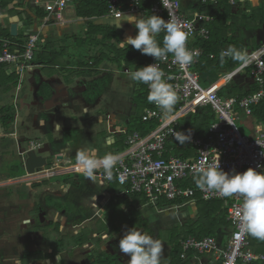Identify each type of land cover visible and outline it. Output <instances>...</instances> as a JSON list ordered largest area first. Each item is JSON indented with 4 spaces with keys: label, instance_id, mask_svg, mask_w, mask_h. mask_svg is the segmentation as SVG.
<instances>
[{
    "label": "built area",
    "instance_id": "2783aa9c",
    "mask_svg": "<svg viewBox=\"0 0 264 264\" xmlns=\"http://www.w3.org/2000/svg\"><path fill=\"white\" fill-rule=\"evenodd\" d=\"M74 1L47 0L44 2L43 10L60 17L68 3ZM126 1L128 4L124 7L123 0H106L107 15L113 19H119L126 12L133 14L140 12V0ZM183 1L213 4L218 0H167L166 5H163L161 0H157L158 3L151 8L154 14L163 15V19L166 21L169 19V12H171L181 27L185 30L190 28L192 35L186 46L189 49L198 50L199 56H201L203 52L193 47L191 41L196 36L203 40L209 39V30L199 23L200 21H210L212 17L198 11L192 17L183 15L181 11ZM240 1L228 0L232 6ZM39 2V0L33 1L35 4ZM45 22H47V18H45ZM29 30L30 27L27 28V31ZM12 45L11 41L2 40L0 65H8L18 73L20 86L24 81L25 72L33 67L32 60L35 54L46 44L42 41L39 33L32 31L23 47L11 50L10 46ZM199 56L194 59L191 65L183 69L174 62L172 55L149 63H155L163 70L165 80L173 85L177 93V103L180 107L175 112V121L168 127L161 128L163 118L161 110L156 105L153 108H146L143 112L144 119L149 122L157 121L159 125L145 135L137 130L127 133L124 138V148L111 152L120 156L119 162L112 169L111 178L107 177L102 168L94 175V178L106 184L115 183L123 188V192L142 194L147 199L145 206L149 207L158 208V203L162 199L172 201L190 198L188 202L222 200L227 205V220L232 224L231 234L225 246L221 247L213 236L201 238L189 236L181 241V258L186 259L191 253L197 258L207 256L211 264H251L254 262L264 264V253L255 252L251 248L249 235L240 223L238 213L242 212L243 198L239 195L228 198L216 191L200 190L195 183L198 176L197 167L214 164L218 156H220V167L225 172L231 173L234 169L236 172L242 173L250 167L264 172V128L258 127L252 135H245L239 131L237 125L238 110L250 114L251 107L258 104L264 97V56L259 57L248 66L251 68L250 73L258 85V90L243 97L221 95L222 85L230 79L222 78L208 86H202L200 73L195 68ZM210 57L212 58L213 55ZM238 69L239 67L232 73H236ZM244 69L239 70L238 73ZM145 85L149 91L148 85ZM199 106L210 107L215 115V120L207 127L204 136L191 135V140L188 143L194 148L195 153L186 158L178 157L173 153L174 143H178L173 132H180L175 124L182 116V110L187 107ZM69 161H65L67 165H64V160H58L52 169L53 173L55 175L82 174L76 170L75 163L70 164ZM258 165L262 167H257ZM188 202L174 207L182 206Z\"/></svg>",
    "mask_w": 264,
    "mask_h": 264
},
{
    "label": "flooded vegetation",
    "instance_id": "af4514ba",
    "mask_svg": "<svg viewBox=\"0 0 264 264\" xmlns=\"http://www.w3.org/2000/svg\"><path fill=\"white\" fill-rule=\"evenodd\" d=\"M11 72L17 77L16 83L13 80L6 85L8 99L0 101V264H17V261L20 264H124L122 256L114 251L117 246L108 238L111 235L99 231L101 222L96 224L95 214L85 219V222L90 221L89 225V222H76L75 212H81V218L85 216L83 205L77 209L60 195H48L52 183H56L52 181L56 176L52 171L55 163L69 159L65 152L55 151L51 128L45 131V140L41 142L38 137L29 136L32 133L29 123L38 121L44 126L51 121V116L49 119L43 116L50 113L48 101L54 104L61 94L43 79L36 89L29 88L39 96L27 100L24 97L30 93L19 92L25 81L30 83V78L25 76L19 86L18 73ZM41 74L51 76L53 72L46 69ZM39 106H42L41 112L34 111ZM25 142H28L27 147ZM42 149V166L27 172V154ZM29 185L31 191L44 188V194L28 193ZM94 205L92 199L87 210H94Z\"/></svg>",
    "mask_w": 264,
    "mask_h": 264
},
{
    "label": "trees",
    "instance_id": "16d2710c",
    "mask_svg": "<svg viewBox=\"0 0 264 264\" xmlns=\"http://www.w3.org/2000/svg\"><path fill=\"white\" fill-rule=\"evenodd\" d=\"M13 0H0V7L4 8L8 4H11ZM77 4V15L81 17H102L108 13V5L106 0H78ZM25 6L31 7L29 0H24ZM157 0H140L139 8L142 10L146 18L154 14L151 11V8L156 5ZM240 2L237 3L240 6ZM124 7L127 4H123ZM248 7V5H246ZM21 7V6H20ZM199 11L209 13L213 16V20L209 21L206 24V28L210 32V37L208 40H203L200 37H196L194 42L191 45L195 48L200 49L203 54L200 57L198 70L201 74L207 72H217L221 69L229 70L236 66H239V62L234 61L231 57L225 58L221 62L220 53L228 46H235L237 49L243 50L246 46H249L248 43L242 38L241 30L242 29H253L258 26L261 27L264 24V0L255 8L249 12L236 11L233 12V6L229 4L228 0H218L216 3L211 5H200L197 4L193 7ZM15 9V8H14ZM18 12V11H14ZM37 16L43 17L46 15V12L41 9H36ZM26 14V13H25ZM156 15V14H155ZM163 18V15H158ZM27 23L31 24V17L26 14ZM0 37L7 38L10 40H15V37L10 35L8 29H0ZM165 33L161 32L157 36V40L160 46H163V38ZM120 35L115 28L104 25V24H94L89 23L88 27L84 31V35L81 38L75 40V44L78 47L88 46L89 48L100 47L93 56H81L86 59V65L91 69V71L96 72V68L103 63V61H109L110 63L116 65L118 70H125L128 68H140L148 65L149 63L155 60L154 57L149 55H143L139 50L134 49L131 45L125 47H119L116 45V42L119 40ZM253 46H256L255 42L251 43ZM12 50V49H11ZM109 52H108V51ZM65 55V47H60L58 51L51 50L48 48L43 49L36 55V61L41 62L44 65H56V64H65V62H60V58ZM171 55V54H168ZM210 55H214L213 58H210ZM84 65L83 63H80ZM81 65V66H82ZM53 72V71H49ZM264 82V75H263ZM264 87V85H263ZM258 90V85L253 81L251 87L248 90H241L237 87L236 94L238 97L247 96ZM149 91L147 86L142 83L136 82L135 89L133 92V103L135 111L137 112L129 122V129L131 131H139L145 135L148 130L155 129L159 124L158 122H149L144 119L143 112L146 108L151 107L153 103H149L147 100ZM252 117L260 121L264 125V98L259 102L258 105L252 107ZM214 115L211 112L210 108H201L199 111L192 113L189 116V119L184 121L188 131L191 134L204 135L206 128L209 123L213 120ZM126 136V135H125ZM124 136V137H125ZM123 137V138H124ZM122 138V139H123ZM119 142V141H118ZM120 144V143H119ZM118 144V145H119ZM118 145H115L116 147ZM123 142L117 147L118 150L124 148ZM73 173L56 175L57 177H68ZM55 176V177H56ZM74 182H78L74 179ZM63 184L64 187L71 185L68 182ZM115 187H118L117 184L113 183ZM72 186V185H71ZM128 204H125V208H122L118 203L112 205V211L107 216V222L112 224L110 231H115L114 228L119 231L114 222H119V224H126L128 228L140 227L145 225V220L140 217V213L131 211V215L127 213L129 210V204H135V202H142L143 204L147 199L142 194L130 193L128 192ZM185 199V198H184ZM184 199L166 201L164 199L160 200L158 206L161 207H172L181 204ZM186 200V199H185ZM197 217L194 220H189L186 225L180 228L171 229L167 236L166 240L170 244V252L168 255V261L162 264H188L185 259L181 258L182 246L181 241L189 236L196 238H201L204 236H213L216 237L219 231L231 230L232 224L227 220V205L221 200H211L206 202H197ZM131 210V209H130ZM133 214V215H132ZM129 218H132L130 220ZM104 230H107L106 224H102ZM250 246L255 252L264 253V240L254 238L249 235ZM242 264V263H239ZM251 264H260L254 262Z\"/></svg>",
    "mask_w": 264,
    "mask_h": 264
},
{
    "label": "rangeland",
    "instance_id": "374dc122",
    "mask_svg": "<svg viewBox=\"0 0 264 264\" xmlns=\"http://www.w3.org/2000/svg\"><path fill=\"white\" fill-rule=\"evenodd\" d=\"M67 9L69 15H72L74 11L73 7L69 6ZM72 35L74 33L63 31L57 35L56 33L48 34L42 38V41L47 45L48 49L55 51H58L60 47L68 46L65 48V55L59 59L60 62H64L65 60L70 61L76 57H78L76 59H81L82 57L79 55L83 56L84 54V56H93L99 51L100 47L98 46L93 48H89L88 46L78 47ZM120 41H123L122 38H119L116 42L117 46H119ZM67 54L73 55H68L67 57L69 59H66ZM81 60L83 61V59ZM73 64H76V60L71 63V65ZM87 69H85L84 73L69 72L65 75L64 79L68 82L66 85L70 92L67 97L57 99L55 107L50 110L51 115L53 114L51 121L44 124V126L39 125L38 121L29 123L32 129V133L29 136L32 139L38 137L41 142L45 140V131L51 128L53 139L56 142L55 151L61 152L64 150L66 158L70 160V164L76 162V154L79 150L95 148L99 157L113 152L115 143L120 141V138L122 139L127 133L131 132L129 122L137 114L133 103V92L136 82L129 79L126 71L118 70L116 65L107 60L103 61L96 73L87 72ZM65 72L60 71L57 74L61 76ZM30 74V72H26V78ZM215 74L214 71L203 74L202 80L200 78L202 86H206L213 81L216 78ZM71 75L74 78L69 81ZM42 77L48 81L46 75L42 74ZM42 77L40 78L41 82L43 81ZM240 77L242 76L240 75L232 79V84L238 82ZM7 79L12 81V77ZM37 85L38 77L36 78V82L32 84L25 81L19 94L25 90L30 93L31 96L29 98H37L36 93L29 90L32 86L36 89ZM56 87L59 89L64 88L62 83ZM8 95H5V99H8ZM43 116L44 118L47 117V119L50 118V114ZM244 123L245 119L239 121L238 129L243 134H249V130L245 128ZM57 124L61 127L57 128ZM109 137H112L115 143L108 145L106 140ZM24 145L27 147L28 142H25ZM64 165H67L65 160ZM74 179H77L78 182H74ZM52 181H58L60 183L68 182L72 186L61 187L56 185V183L55 185L52 183V190L48 195H60L62 198L67 199L72 206H77V209L80 205H83L86 214L88 207H91V197L93 194L110 195L109 189L104 182H100L94 177L89 179L83 174L73 173L68 177L56 176L53 177ZM39 184L42 185L44 183ZM30 187L29 185L28 193H32L33 191L35 195H43L45 192V189L42 187H38L39 191H36L37 188L31 191ZM110 204L112 207L113 203ZM140 209L142 215H144V209L142 207ZM160 210L157 208H151V210L149 208V210H146L150 218L145 221L144 226H140L138 229L154 238L164 241L163 260H165L171 248L166 240L168 232L178 226L180 228L186 225L189 220H194L197 217V208L194 209L193 207L185 206L182 208L172 207L166 211ZM119 226L117 227L119 231L115 227V231L111 232L109 229L105 231L103 229L104 226L101 225L99 231H104L105 234L111 235L108 237L111 239L110 242L113 241L114 245L118 248L114 251H118L122 257H126V263L128 264L130 260L128 256L130 255L121 252L119 249V241L123 237L125 230L128 229V225L119 224ZM230 234L231 232L229 230H225V232L219 231L216 237L219 240H226V238L228 240ZM163 260L162 263L165 262Z\"/></svg>",
    "mask_w": 264,
    "mask_h": 264
},
{
    "label": "clouds",
    "instance_id": "9594fccd",
    "mask_svg": "<svg viewBox=\"0 0 264 264\" xmlns=\"http://www.w3.org/2000/svg\"><path fill=\"white\" fill-rule=\"evenodd\" d=\"M166 5L167 0H161ZM127 21L134 23L138 29L135 37L128 36L120 41L119 46L131 45L139 50L143 55H149L160 60L171 54L181 69L191 65L194 59L200 55L198 50L189 49L186 45L192 31L185 30L169 12V19L166 21L162 17L152 14L149 17L137 18L128 16ZM165 33L163 46L161 47L157 36ZM264 56V47L253 51L248 49H237L235 46H228L220 53L221 62L226 57H231L239 62V69L236 73L224 74V79H232L234 75ZM126 75L133 82L147 84L149 93L147 100L154 103L162 112L161 128H166L175 121V105L178 96L173 85L169 84L164 78V72L155 63L149 64L136 70H128ZM87 111V110H85ZM57 128L61 126L56 125ZM176 141L183 145L191 140V133L173 132ZM106 143H115L112 137L107 138ZM120 156L114 153H106L99 157L95 148L79 150L76 154L75 168L89 179L102 168L108 178L112 176V169L119 162ZM220 156L214 164L207 167H197L198 173L195 183L200 190L216 191L223 197H233L239 195L243 198L242 212L238 213L240 223L244 231L257 239L264 240V172L254 168H248L242 173L234 169L231 173L225 172L220 167ZM257 167H262L258 165ZM121 252L130 255L128 264H162L164 259V241L147 233L142 232L136 227L125 230L123 237L119 241ZM17 264H20L17 261Z\"/></svg>",
    "mask_w": 264,
    "mask_h": 264
},
{
    "label": "crops",
    "instance_id": "0c3cea01",
    "mask_svg": "<svg viewBox=\"0 0 264 264\" xmlns=\"http://www.w3.org/2000/svg\"><path fill=\"white\" fill-rule=\"evenodd\" d=\"M33 1H35V0H29V2L31 3V7L30 8L23 7V6H25V3H26V2H24V0H13L11 4H8L4 8L3 7L0 8V29H8L10 31V35L12 37L16 38L15 40H10V39H7V38L0 37V50L2 48V46H1L2 45V40L11 41V43L13 45L10 46V49H20L21 47H23L25 45L26 40L28 38V35L32 31L39 33V35L41 36V39L44 36H47L48 34L50 35V34H53V33L55 34L56 33V35H57L58 33H61L63 31L72 32V33H74V35H72V36H73V40L75 42V40L77 38H81L84 35V31L88 27L89 23L109 25V26H111V27L116 29V31L119 33L120 38H122V40H125L128 36L131 35V36L135 37L137 35V33H138V29L135 27V24L128 22L127 21V17L128 16H135L137 18H141L142 17V18L146 19V15H145V13L142 10H140V12L137 13V14L126 12L123 15V17L119 18V19H113V18L109 17L107 14L102 16V17H90V18L81 17V16H78L77 13H76L77 12V4L79 3L78 0H75L74 2L68 3V5L65 7V9L61 12L60 17L55 16V14H53V13L49 14L47 12H46L45 16L39 17V16H37L36 9L37 8L43 9L44 2L47 1V0H39L40 2L38 4L33 3ZM261 2H262V0H241L240 1V3H241L240 6H238L236 4L235 6H233L232 11L233 12H236V11L249 12L253 8L257 7ZM17 3H20V4L16 5ZM123 4H128V3H127L126 0H123ZM197 4H200V3H193V2H190V1H183L182 7H181V9H182L181 11H182L183 15H185L187 17H192L193 14L197 13V11L198 12H202V13H206V12L194 9L193 7L195 5H197ZM211 4H200V5H211ZM246 5H248V7ZM69 6H72L73 9H74L72 15H69V13H68V9L67 8ZM18 8H19L20 11H18ZM14 11H18V12H14ZM25 13L28 14L31 17V19H32V23L31 24L27 23L28 20H27V17H26ZM206 14H209V13H206ZM209 15H211V14H209ZM211 17H212V20H213V16L212 15H211ZM45 18H47V22H45ZM212 20H210V21H212ZM20 21L23 22V25L22 26L19 25L17 27L16 35H12L11 34V30H10L11 24L19 23ZM208 22L209 21H202V22L200 21L199 24L206 26V24ZM29 27H30V30H32V31H30V30L27 31V28H29ZM241 35H242V38L249 45V46H246L244 49H248L249 51H253V50H256L258 48L264 47V24L261 27L258 26L257 28H253V29H250V28L242 29L241 30ZM195 38L191 41V43L194 42ZM252 42H255L256 46H253L251 44ZM67 47L68 46H65V48H67ZM75 47H77V46H75ZM45 48H47V45L43 46L40 51H42ZM227 48L228 47H226L224 50H226ZM40 51L35 54V56H34V58L32 60V64H33L32 69L26 71V72H30L31 73L28 76V78H30L29 82H30V84L36 82V78L37 77H38V82H41L40 81V78L42 77L41 73H43V72L45 73L46 69L49 70V71L50 70L53 71V74L51 76H47L48 77V81L47 80H45V81L49 82L54 88H56L59 91V95L61 94L60 95L61 97H59L57 99L67 97V95H68V94L65 95L66 92L68 91V88H67V85H66L68 82H67V80L64 79V77H65V75L67 73H69V72L84 73L85 69H87V68H88L87 72L96 73L95 71H91V69L86 65V62H87L86 59L81 58V59H83V61H82L81 59H76L78 57H76L75 59L70 60V61L65 60L64 61L65 64H56L54 66L53 65H44L41 62L36 61V55L38 53H40ZM68 55L72 56L73 54H71V55L67 54L66 57ZM79 56H82V55H79ZM201 56H199L198 63L195 65V68L197 70H198V65L200 63L199 59H200ZM227 58H229V57H227ZM66 59H69V58L67 57ZM75 60H76V64L71 65V63L73 61H75ZM80 63H83L84 65H82ZM238 67L239 66H236V67H234L232 69H229V70L221 69V70H219L217 72L215 71L216 78L213 81H211L209 84H207L206 86L210 85L211 83H213L215 81H219L220 79L223 78L224 74L232 73ZM99 68H100V65H99L98 68H96V71ZM128 69L129 70H134V69H137V68H128ZM13 70L14 69H12L8 65H0V85H1V87H0V91H1L0 101L1 102L5 101L6 100L5 99V95H8L7 92H5L6 91L5 89H7L6 85H8V83H10L11 80L7 79V78L12 77V81L14 80V82L16 83V78L17 77H15V75H13L12 72H11ZM60 71H63V72L66 71V72L64 73V75L58 76L57 73L60 72ZM250 71H251V68L250 67H246L244 69V71H241V72L237 73L235 76H233L232 79H234V78H236V77H238L240 75L242 76V77H240V80L238 82L232 84V82H231L232 79H230L227 83H224L222 85L221 90H220L221 95L226 96V97H231V96H237L238 97L239 95L236 94L237 87L239 89H241V90H248L251 87V85H252V83L254 81ZM5 75L8 76V77L6 78ZM202 75L203 74L200 73L201 80H202ZM72 78H74V76L71 75L69 81H71ZM42 79H43V77H42ZM60 83L63 84V86H64L63 89H59V88L56 87L58 84L60 85ZM200 84L202 85V83H200ZM33 89H34V87H33ZM36 95H37V97L39 96V94H36ZM30 96H31L30 94H27V95H25L24 98H27V100L28 99H31V100L36 99V98H29ZM57 99H56V101H57ZM56 101L54 100V104L51 103V106H49V107H51V109H52V107H55ZM33 103L31 102V104H33ZM258 104H255L252 107H254V106L258 105ZM40 107L42 108V106L36 107L34 109V111L41 112V111H39V110H42ZM153 107H155L154 103H153V105L151 107H148V108H153ZM179 107H180V105L177 103L175 105L174 112L178 111ZM252 107H251V113L250 114H247V113H245L242 110H238L239 120L237 121V125H238L239 121L245 119L244 126H245L246 129L249 130V134H245V135H252L255 132V129L258 128V127L264 128V125H263L262 122H260V121H258V120H256L255 118L252 117ZM201 108H210V107H205V106H201V107L200 106L199 107H187L184 110H182V112H181L182 116L178 119L177 124H175V126L180 130V132H182V133L185 132L187 134L189 133L188 128L186 127L184 121L188 120L189 116L192 113H194L196 111H199V109H201ZM211 112H212V110H211ZM49 114H50V116L53 115V114L51 115V113H49ZM212 114L214 115L213 112H212ZM214 120H215V115H214L213 120L209 123V125ZM153 122H156V121H153ZM148 131H150V130H148ZM148 131L145 134H147ZM205 133H206V130H205ZM205 133H204V135H205ZM191 135L193 136V135H196V134H191ZM204 135H202V136H204ZM198 136H201V135H198ZM124 138L123 139L120 138V141L116 142L115 145H118L119 143L121 144V142H123V144H124ZM117 147L115 146L112 151H120V150H118ZM59 153L63 154L64 150L59 152ZM173 153L176 156H178V157L186 158L188 155L194 154L195 150H194V148H192L189 145L188 142H186L183 145L175 142L174 146H173ZM56 185L64 187V185H66V184H63V183H60V182L56 181ZM105 185L109 189L110 195L93 194L92 197H91V200L93 199L96 202L95 205H94L95 209L92 210V211H87V214L85 212V216L83 218H81V216H80L81 212H75L74 216L77 219L76 222L83 221L82 223H84V224H87L89 222L88 223V225H89L90 221L88 220V221L85 222V219L86 218L89 219L92 215L95 214L94 215L95 216L94 220H96V224L101 222V225L102 224H106L107 230L111 229L112 224L107 222V216L112 211V207H111L110 203H113V204H115V203L117 204L118 203L119 206H121L122 208H125V204L129 203L128 197L131 196V195H128V192H123V188L122 187H119L118 185H117L118 187H115L113 185V183H111V184H106L105 183ZM68 186H70V185H68ZM111 191H112V193H111ZM182 199H184V198H182ZM185 199L183 200V202L190 201V198H185ZM214 200H218V199H214ZM200 201H202V200H196L195 202H188V203H185L184 205L178 206V207L182 208V207L188 206V207H193L194 209H196L195 205H196L197 202H200ZM209 201H211V200H209ZM183 202H181V203H183ZM202 202H206V201H202ZM145 203L143 204L142 202H135V204H129V207H128L129 210L127 211V213H129L131 215V213H132L131 211L134 209V211L139 212L140 213V217L142 216L143 218L142 217L141 218L146 221L148 218H150V215H148L146 213V210H149V208L151 210V208H155V207L145 206ZM108 204H110V205H108ZM141 207L145 211L144 215H142V211L140 209ZM172 207H174V206H172ZM172 207H169V206L168 207L158 206L157 209H161L160 211H166L165 209L169 210ZM145 215H147V217H145ZM129 219L132 220V218H129ZM114 224H116V226L120 227L119 226V222H114L113 226H114ZM137 229H138V227H137ZM231 230H232V228H231ZM231 230H230V232H231ZM111 232H113V231L111 230ZM215 238L217 239L218 244L221 247L225 246L227 238H226V240H219L217 237H215ZM168 255H169V253H168ZM168 255H167L166 259L163 260V261H165V262L168 261V259H169ZM129 257L130 256H128V258ZM122 258H123V263L124 262L126 263L127 258L126 257L125 258L122 257ZM186 261H187L188 264H211L210 259L207 256H201V257L197 258V257L191 255V253L188 254V257L185 259V262Z\"/></svg>",
    "mask_w": 264,
    "mask_h": 264
},
{
    "label": "water",
    "instance_id": "95a60500",
    "mask_svg": "<svg viewBox=\"0 0 264 264\" xmlns=\"http://www.w3.org/2000/svg\"><path fill=\"white\" fill-rule=\"evenodd\" d=\"M19 25L22 26L23 22L20 21L19 23L11 24L10 30H11V34L12 35H16L17 27ZM48 102L53 103V101H51V100H49ZM43 153H44V150L42 149V150H38L37 152L32 151V152H29L27 154V160H26V170H27V172H33V171H35V167L42 166V163L44 161V158L42 156ZM32 160H34V162Z\"/></svg>",
    "mask_w": 264,
    "mask_h": 264
}]
</instances>
